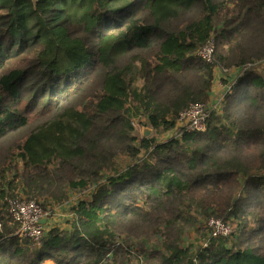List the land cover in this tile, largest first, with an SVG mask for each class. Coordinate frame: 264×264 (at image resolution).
Wrapping results in <instances>:
<instances>
[{"label":"trees","instance_id":"16d2710c","mask_svg":"<svg viewBox=\"0 0 264 264\" xmlns=\"http://www.w3.org/2000/svg\"><path fill=\"white\" fill-rule=\"evenodd\" d=\"M263 60L264 0H0V264H264ZM231 68L205 130L176 128ZM73 194L18 235L10 201ZM212 218L231 231L183 244Z\"/></svg>","mask_w":264,"mask_h":264},{"label":"built area","instance_id":"2783aa9c","mask_svg":"<svg viewBox=\"0 0 264 264\" xmlns=\"http://www.w3.org/2000/svg\"><path fill=\"white\" fill-rule=\"evenodd\" d=\"M214 44L212 41L200 47L196 54L204 61H210L213 58ZM242 71V70H241ZM224 72V71H223ZM220 80V77H218ZM229 87V86H228ZM219 91L214 96L211 95L210 101L207 103L196 102L190 104L187 108L179 112L177 118L176 128H182L185 131L202 132L205 130L206 120L214 110L220 106V102L228 91L226 89ZM176 128L168 133L177 134ZM9 215L19 225L17 233L19 236L28 238L32 243L38 244L41 242L42 236L52 226V222L46 223L49 219L50 211H44L34 199H26L21 201H10ZM69 214H66L68 216ZM42 220H45L42 223ZM221 219L212 218L208 224L211 223L209 233L212 236L221 234H228L231 229L226 221H219ZM214 222V226H213ZM207 224V225H208Z\"/></svg>","mask_w":264,"mask_h":264},{"label":"rangeland","instance_id":"374dc122","mask_svg":"<svg viewBox=\"0 0 264 264\" xmlns=\"http://www.w3.org/2000/svg\"><path fill=\"white\" fill-rule=\"evenodd\" d=\"M247 69L253 70L254 72L259 73V74H264V60L261 61L259 64L250 65ZM236 70H237V68H231V70H228L226 72L218 74V76L221 79L220 80L218 79V81L214 83L213 89L214 90L218 89L221 91V90H223L229 86L226 89V91H228L227 93H230L234 88L233 86L236 85L238 77L242 73L246 72V71H244L245 69H243L242 71L240 70L239 73H236V75L233 76V73L236 72ZM142 127L143 126L135 125V134L136 135L137 134L141 135ZM168 133H171V132H168ZM168 133H165L164 135L167 136V135H169ZM163 136L161 135L160 138H163ZM74 194H75V196H80L82 193L81 192H75ZM74 194H73V196H74ZM75 196H74V198L70 197L67 201L60 203V204H45L44 205L45 209H43L42 205L40 204V201L43 200L42 198H38V199L34 198V200L38 202V204L42 208V210L50 211L49 219L52 220V224L61 227L60 225H62V224H64V226H65L64 222H66V221L63 219L66 216V214L72 215L71 206L74 203L73 201L75 199ZM217 219H220V218H217ZM219 221H222V220H219ZM226 223L229 224V226H230L229 221H226ZM214 225L215 224L213 222V226ZM197 226L199 228H196L195 226H193L191 229L190 228L187 229L186 234L184 235V237L182 239L183 244H187V245L192 247L193 245H190V244L195 242L196 244L193 246V248H196V245H198L199 243H203V240H202L203 238L201 235L205 234L206 231L207 232L210 231L211 223L207 225L204 222H201ZM37 245H39V243ZM138 246H132V248H131L134 250V252L131 253L130 263L131 264H148V262H149L148 257L145 256L146 259H144L143 257L139 256L140 259H138L139 258L138 254L135 253V251L138 249Z\"/></svg>","mask_w":264,"mask_h":264},{"label":"crops","instance_id":"0c3cea01","mask_svg":"<svg viewBox=\"0 0 264 264\" xmlns=\"http://www.w3.org/2000/svg\"><path fill=\"white\" fill-rule=\"evenodd\" d=\"M239 71H240V70L237 69L236 72L233 73V76L236 75V73H239ZM215 79H217V78H215ZM217 81H218V80H216L215 82H217ZM215 82H214V83H215ZM213 86H214V84H213ZM219 91H220V90H218V89H215V90H214L213 87H212V93H211V95L214 96V95L217 94ZM164 136H165V135H164ZM63 217H64V216H63ZM65 217H66V216H65ZM65 217H64V219H65ZM64 219H63V220H64ZM50 222H52V220H51V219H48L46 223L48 224V223H50ZM60 226H61L62 228L65 227L64 224H62V225H60ZM44 264H53V262H52V261H45Z\"/></svg>","mask_w":264,"mask_h":264},{"label":"water","instance_id":"95a60500","mask_svg":"<svg viewBox=\"0 0 264 264\" xmlns=\"http://www.w3.org/2000/svg\"><path fill=\"white\" fill-rule=\"evenodd\" d=\"M141 132H142L141 135L143 137H147L151 134V129L147 126H143L141 129ZM44 222H45V220H42V223H44Z\"/></svg>","mask_w":264,"mask_h":264}]
</instances>
